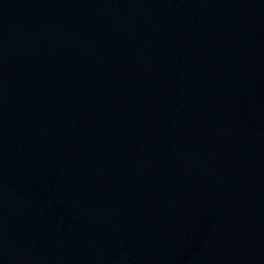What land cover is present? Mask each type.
<instances>
[{
    "label": "water",
    "instance_id": "1",
    "mask_svg": "<svg viewBox=\"0 0 264 264\" xmlns=\"http://www.w3.org/2000/svg\"><path fill=\"white\" fill-rule=\"evenodd\" d=\"M0 264H264V0H0Z\"/></svg>",
    "mask_w": 264,
    "mask_h": 264
}]
</instances>
